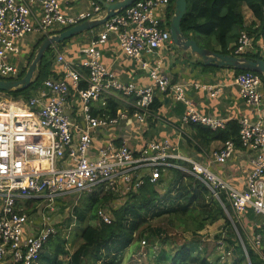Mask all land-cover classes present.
<instances>
[{
  "label": "built area",
  "instance_id": "2783aa9c",
  "mask_svg": "<svg viewBox=\"0 0 264 264\" xmlns=\"http://www.w3.org/2000/svg\"><path fill=\"white\" fill-rule=\"evenodd\" d=\"M70 1L0 0V80H17L26 72L28 66H20L18 55L20 42L28 36L41 35L45 39L102 11L91 0L89 10L72 13L66 6ZM173 6L174 0H139L102 25L97 38L81 47L75 60L57 50L55 76L45 79L31 97L9 99L1 95L0 264H40L41 254L58 233L56 225L45 216L55 213L61 201L69 203L72 195L115 193L110 205L97 212L99 226L111 225L112 203L123 206L147 180L157 183L169 169L196 176L239 224L250 210L264 219V82L257 73H240L234 79L239 95L255 112L254 118L246 117L238 123V140L250 165L244 188L233 186L211 169L226 164L235 155L234 139L212 152L208 166L182 156L167 140L148 141L137 150L130 146L128 136L121 135L118 141L96 149L95 138L101 131L126 122L146 126L159 94H170L185 105L180 125H200L211 131L227 129L229 119L201 113L186 96L187 84L174 83L160 62L153 59L164 45L172 44L169 22ZM111 40L148 74L149 85L122 80L105 66L102 46ZM259 48L242 31L232 54L259 53L264 59V43ZM193 86L215 96L221 91L206 85ZM75 97L80 100V123L72 115ZM109 102L120 106L115 116L106 113ZM181 161L189 163L191 169L180 165ZM30 202L45 203V212L40 213L35 206L30 214L23 208ZM226 239L229 237L223 233L218 241V250L225 253V259L233 254ZM249 241L259 252L261 235L254 232Z\"/></svg>",
  "mask_w": 264,
  "mask_h": 264
},
{
  "label": "trees",
  "instance_id": "16d2710c",
  "mask_svg": "<svg viewBox=\"0 0 264 264\" xmlns=\"http://www.w3.org/2000/svg\"><path fill=\"white\" fill-rule=\"evenodd\" d=\"M107 1V0H106ZM117 1V0H113ZM187 13L182 21V30L184 34L194 40L201 37L206 40V44L198 41L200 46L209 47L214 43L216 48L214 51L230 54L232 53L231 45H235L242 31H246L259 48L264 43V0H187ZM247 6L253 13L255 19L249 27L245 25V16L242 13V7ZM210 48V47H209ZM260 49V48H259ZM52 49L44 56L41 64L36 72L35 81L32 86L23 92H2L16 99L31 97L36 89L40 87L45 79L52 75L51 61L49 55ZM247 57L253 59L262 58L259 53L248 54ZM24 73V72H23ZM245 73L244 71H236V74ZM264 82V80H263ZM84 87V86H83ZM1 92V91H0ZM160 107L157 100L151 107V116L149 120L156 114L155 110ZM107 112L111 116H115L119 105L115 102H109ZM103 112V111H102ZM100 112V113H102ZM97 115V113H94ZM193 125V124H192ZM197 128L199 136L210 140H220L223 143L230 139H234L236 146H240L238 140L239 124L231 122L226 130L211 131L203 126L194 125ZM191 169V168H189ZM177 181L182 183L185 193L181 195L182 201L185 203H195L194 208H178L169 211L174 214L177 221L184 225L196 235L203 231L208 225H213L219 220L227 223V216L223 206L213 197L210 190L200 180L191 174L185 173L178 169H169L166 174L157 183H151L149 180L138 190L137 193L131 195L130 199L119 210H114V221L111 225H101L99 227L87 225V218H97L96 212L100 207H104L107 203L114 199L110 194L97 192L88 195L87 198L78 204L75 208L76 218L65 222L68 228L71 224L81 231L78 239L73 244L71 251L67 250V240L62 238L58 233L54 236L46 246L44 252L40 256V264H83L87 254L95 249L92 253L93 264L102 259V250L104 247H111L115 242L123 244V248L129 246L134 236L128 229L127 223L124 221V215L134 212L136 214L137 224L135 229L141 228L149 223L151 212L156 210L159 201L164 195L160 193V187L166 185L169 181ZM186 182V183H183ZM30 213V212H29ZM259 223V227L255 229L256 234L262 237V247L256 252L248 238L243 241L251 264H264V219L255 217L253 214L249 217ZM230 224V222H228ZM227 223V224H228ZM159 234L154 232L147 235L149 239L158 237ZM197 239L192 244H188L179 248L171 258L173 264H219V262H210L207 256H203L198 251ZM228 243L233 249L235 258L232 264H248L247 256L244 252L242 242L232 239ZM109 254V250L107 251ZM157 258L158 264L168 259L165 253H159ZM66 257L67 259H61Z\"/></svg>",
  "mask_w": 264,
  "mask_h": 264
},
{
  "label": "crops",
  "instance_id": "0c3cea01",
  "mask_svg": "<svg viewBox=\"0 0 264 264\" xmlns=\"http://www.w3.org/2000/svg\"><path fill=\"white\" fill-rule=\"evenodd\" d=\"M63 1L66 3L67 0ZM90 1L73 0L68 2L66 6L71 9L72 13L87 11L90 8ZM242 13L245 16V25L249 27L255 17L247 6L242 7ZM101 31L102 29L99 27L53 48L49 55L52 71L51 76H55V72L58 69L55 61L57 50L65 53L68 58L75 60L78 50L90 44L97 38ZM43 39L41 35H34L28 36L20 42L18 59L22 68L28 66L32 55ZM196 41L206 44V40L201 37L197 38ZM233 46L232 44L231 47L233 48ZM209 47L204 46V48L211 50H213V47L216 48L214 43L210 44ZM102 50L105 66L114 71L119 78L143 86L149 85L150 80L148 74L143 72L134 61L122 54L115 40L104 44ZM153 59L154 61L160 62L161 69L169 75L174 83L187 84L186 96L192 105L201 113L209 116L223 117L229 119V123L235 122L237 124L243 118H254L255 112L239 95L238 89L234 84V79L237 75L235 70L206 67L195 55L191 54V52L183 51L175 46L173 42L159 49ZM193 84L211 86L213 89H220L221 91L219 95L215 96L209 90L196 88ZM1 95L3 96L5 93L0 92ZM155 100L160 104V107L155 110L156 114L152 119L148 120L146 126H141L135 122H126L122 125L113 126L105 131H101L95 138L97 151L109 141H118L121 135L128 136L130 146L137 150L143 147L148 141L167 140L177 147L182 156L208 166L209 157L212 152L219 151L224 143L220 140L202 138L199 136L197 128L192 124L186 126L180 125V118L185 112V105L182 102L176 101L174 96L170 94H159ZM73 106L72 115L80 123L82 120L79 111L80 100L76 97L73 101ZM100 109L99 107L94 112L98 113ZM97 151L95 150V152ZM178 163L187 170L192 167L186 162L181 161ZM211 169L219 176L225 178L233 186L244 188L250 172V165L245 149L238 145L235 155L226 164L217 165L213 168L211 167ZM251 214L261 218L250 210L242 219L241 226L245 233L247 231L248 239H251L255 229L260 226L258 222L249 218Z\"/></svg>",
  "mask_w": 264,
  "mask_h": 264
},
{
  "label": "rangeland",
  "instance_id": "374dc122",
  "mask_svg": "<svg viewBox=\"0 0 264 264\" xmlns=\"http://www.w3.org/2000/svg\"><path fill=\"white\" fill-rule=\"evenodd\" d=\"M171 13H173V8L171 9ZM6 96L9 99H16L9 95ZM23 98L24 97H21L19 99ZM182 185V183L173 180L167 182L166 185H163L159 188L160 193H162L164 197L159 201L160 203L158 208L151 212L149 223L143 225L141 228L135 229L137 219L134 212L124 215L123 219L127 223L128 229L134 236L133 241L126 248H123V244L119 241L112 244L111 247H104L101 252L102 259L97 261L96 264H158L157 255L161 252L165 253L168 258L161 264H173L171 258L173 257L174 253L179 248L188 244H192L199 238L198 251L201 252L203 256H207L210 262L218 261L219 264H232L233 259L235 258L234 253L225 259V253L218 250V241L220 240L221 235L225 233L227 237L233 240V242L240 241L243 244V241H246L248 236L247 231L246 233L244 232L241 223L239 224L236 221L235 216L230 210L226 212L227 223L230 222V224H227L224 220H219L213 225H208L203 231L199 232L198 235L186 230L184 228L185 226L177 221V218L174 216V214L169 213V211L178 208L191 209L196 207L194 202L187 204L182 201L181 195L185 193ZM110 195L116 198L115 193H111ZM87 196L88 195L86 194H82L80 196L72 195L69 197V203L68 201H61L60 205H57V210L55 213L45 216L46 218L51 219V222L56 225L58 235L60 234L62 238L67 240L66 246L68 251L73 249V244L78 239L81 231L74 224H71L68 228L64 224L66 221L72 219L74 220L77 217L74 210L76 206L84 200V198H87ZM110 203L111 201L106 205H110ZM23 206V208L28 212L35 210V206L39 207L38 211H40V213L45 212V203L42 202H30L24 204ZM111 206L112 208L109 206L111 208V214H114V210H119L122 207L121 204H117L116 202L112 203ZM100 209H104V207H100L97 210L99 211ZM86 224L97 226L98 217L94 219H90V217H88ZM97 227H99V225ZM153 232L157 235L159 234V236L149 239L147 235H151ZM143 241L146 242V245L142 244ZM108 250L109 254L107 253ZM94 251L95 249L87 254L83 264H93L91 255ZM61 259L66 260L67 258L61 257Z\"/></svg>",
  "mask_w": 264,
  "mask_h": 264
},
{
  "label": "water",
  "instance_id": "95a60500",
  "mask_svg": "<svg viewBox=\"0 0 264 264\" xmlns=\"http://www.w3.org/2000/svg\"><path fill=\"white\" fill-rule=\"evenodd\" d=\"M102 11L95 16L68 28L58 34L43 39L32 55L24 75L17 80H0L1 92H23L28 90L35 81L36 72L44 56L54 46L75 38L81 34L90 32L104 25L110 18L121 13L139 0H117L109 2L106 0H94ZM187 0H174L173 13L169 22L172 42L183 51L191 52L206 67L228 68L235 71L254 72L262 76L264 80V59H253L247 56H236L232 53L223 54L208 48L186 36L182 30V21L187 13Z\"/></svg>",
  "mask_w": 264,
  "mask_h": 264
}]
</instances>
